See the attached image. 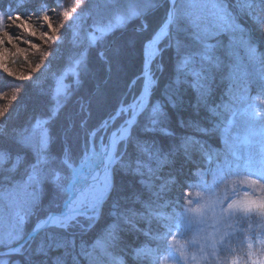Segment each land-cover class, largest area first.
Masks as SVG:
<instances>
[{
  "label": "snow or ice",
  "instance_id": "obj_1",
  "mask_svg": "<svg viewBox=\"0 0 264 264\" xmlns=\"http://www.w3.org/2000/svg\"><path fill=\"white\" fill-rule=\"evenodd\" d=\"M105 3L111 13L107 18L101 16L96 8L85 7L84 0H75V7L62 12L63 19L71 21L67 30L71 33L73 46L78 47L85 40L87 43L64 72L53 76V103L49 117L36 120L28 135L24 134L28 132L25 129L17 132L13 138L22 147L33 149L35 159L29 166L25 180L0 192V199L8 198L17 209L6 240L0 242L7 248V251L0 253V264H8L5 257L22 252L24 245L19 241L24 238L25 224L39 210L40 190L45 181L50 180L54 183L58 192L63 193L66 198L63 210L59 213H49L39 219L33 232L52 227L67 230L80 225L81 218L87 221V224L80 226L89 231L101 220L104 206L115 190L113 173L116 170L131 171L143 177L145 168L148 179H141L140 183L147 190L149 200L142 202L146 212L139 215L149 224L155 220L165 231L155 235L150 231H144V235L154 241H167L173 230L179 236L189 232L191 236L180 240L177 239V235H171V243L164 248L159 244L155 248L147 244L134 248L133 258L139 264H264V129L254 133L261 136L255 154L249 152L242 158L238 151L233 150L231 151L233 161L225 159L223 163L217 162L215 167L209 166L203 170L200 169L198 162H193L197 164V171L194 174L196 179L194 182H186L184 191L175 202L165 199V195L178 183L177 178L170 177L158 186L154 180L158 178L159 168L171 163L169 156L175 155V150L161 157L160 149L150 150L146 147V142L134 135L138 131L137 118L146 110L149 115L148 124L143 128L144 132L172 135L166 128L160 127L167 117L164 105L157 101L149 108V98L156 85L151 64L164 50L158 45L167 40L165 48L175 47L177 53L175 83L177 85L189 83L197 93L195 107L197 109L201 106L207 107L211 95V72L221 65V60L216 55L221 35H229L230 43L238 40L249 60L264 64V51H261V45L253 42L251 36L247 35L248 29L240 20L241 15L246 16L257 31L264 33L262 14L264 0H237L234 7L228 0H184L183 4H179L178 0H170L171 6L163 23L144 44L145 69L142 73L141 93L134 97L130 104H121L98 128L89 133L91 148L85 151L78 167L73 165L67 153L64 155L61 163L70 169L71 173L67 177H62L53 167L55 161L47 154L51 139L47 125L56 118L71 95L70 85L65 83V79L71 75L74 82L79 84L80 70L86 68L88 48L95 47L97 42L104 41L109 34L123 29L129 22L158 6V0H129L126 6L121 5L120 0H105ZM61 7L60 0H51V3L49 0H39L34 8L21 3L15 11L7 6L0 7V25L7 18L14 27L32 37L31 40L25 41L22 36H14L8 31L0 33V71L14 79L31 80V75L25 76L23 72L13 71L10 64L15 63V58L20 56L27 62L28 48L40 51L41 45L34 42L36 39L45 45H57L55 54L41 53L42 63L49 57L59 54L60 46L66 39L59 33L65 25L61 23L59 27L54 26L50 12ZM20 8H24L25 11L21 13ZM33 15L42 20L41 26L46 27V31H40L36 25L30 23ZM89 17H94L93 23L82 37L84 22ZM143 28L146 30L147 24H144ZM182 32L185 33L186 40L179 38ZM212 40L216 43L210 42ZM188 41L194 47H191ZM21 44H26L28 48L21 47ZM7 45H11L15 51ZM100 55L103 56V53ZM42 63L36 64L34 70L38 71ZM157 67L163 70V65ZM261 79L264 80V75ZM229 95L228 102L208 108L213 116L222 118L215 127L225 138L229 135L237 115L233 109V102L236 100L247 105L244 115L250 121H264V104L257 103L259 95H264V88L257 96H252L248 88H245L239 97L232 95L231 90ZM15 99L14 94L12 100ZM167 100L175 107V101L170 95ZM5 112L6 108L0 107V117H3ZM224 113H231L232 119L223 118ZM121 117H124L122 122L113 128ZM6 124L7 121L4 126H0V134L5 133ZM198 131L207 133L209 130L198 128ZM98 133L101 135L97 148L95 140ZM133 139L141 152L148 153L149 158L156 160V168L142 164L139 160L126 159L127 153L121 146L126 147ZM190 143L199 145V151L209 165L218 160L220 152L206 148L199 140L188 137L181 147L185 149V155L189 160L191 157L188 156L187 150ZM227 143L225 139V144ZM245 143L251 141L246 139ZM12 159L11 151L0 146V170H4V165ZM241 159L244 160L242 165L239 163ZM20 162L21 157L17 155L7 171H15ZM209 175L212 177L211 182L206 178ZM161 200L163 203H160ZM175 205H180L181 210L176 211ZM169 207H172L173 211L165 212L164 209ZM133 215L137 213L133 212ZM118 216L122 217L125 223H131L123 213ZM119 232V225L113 222L105 227L103 234L95 240L89 251H84L82 246V253L89 257L90 264H125L123 256L113 252L119 245ZM13 244L16 246L13 247ZM40 250H43V245L38 249Z\"/></svg>",
  "mask_w": 264,
  "mask_h": 264
},
{
  "label": "trees",
  "instance_id": "obj_2",
  "mask_svg": "<svg viewBox=\"0 0 264 264\" xmlns=\"http://www.w3.org/2000/svg\"><path fill=\"white\" fill-rule=\"evenodd\" d=\"M32 1L35 2L30 6L29 4ZM38 2L39 0H0V7L7 6L15 11L21 3L26 4L29 8H34ZM64 2L67 5L66 9L68 11L76 6L75 0H64ZM128 2L129 0H120V4L124 6ZM228 2L234 7L237 0H228ZM178 3L183 4L184 0H178ZM84 4L85 7L91 6L96 8L99 14L105 18L111 15L110 10L106 7L105 0H91V3H89V0H84ZM168 7L169 4L166 0H158V6L156 8L149 9L142 17L129 22L123 29H118L109 34L105 37L104 41L97 42L95 47L88 48L86 68L80 70L79 84L74 82V78L71 75L67 76L66 83L70 85L71 95L60 109L56 118L51 120L47 125L51 138L47 148V154L55 161L53 167L62 177L70 175L68 168L61 163L65 155V148H67L71 162L77 164L83 155L84 147L88 144L89 133L98 128L103 120L113 114L119 107L121 101L127 104L132 97L138 94L141 85L139 76L143 72L142 48L140 44L147 40L163 23ZM20 11L23 13L25 9L20 8ZM50 15L53 16L52 12H50ZM93 18L89 17L84 22L81 31L82 37L93 23ZM32 19H37V17L33 15L31 17ZM240 20L248 29L247 35L251 36L253 42L260 44L261 51H264V33L257 31L246 16L241 15ZM70 22L64 21L63 24L65 27L60 30L59 34L62 37H66L65 43L60 46L59 54L51 57L52 67L57 76L70 66L71 61L77 57L87 43L85 40L80 46H73L71 43V33L67 30ZM144 24H147L146 30L143 28ZM237 37H239V34H237ZM179 38L186 40L185 33H180ZM219 40L221 43L216 50V55L219 56L221 65L219 68H214L211 72V95L208 99L207 107L201 106L199 109L195 107L197 104V93L189 83H181L180 85L175 83L177 76L175 67L177 53L174 46L164 48L163 52L158 56L159 58L151 67L157 84L152 89L153 92L149 100V108L157 101L164 105V111L167 113V117L160 127L166 128L172 135L143 131L144 126L148 124V110L139 116L137 121L138 131L134 135L136 138H145L143 141L146 142V147L150 150L155 151L156 149H160L161 157L175 150V155L169 156L171 163L164 164L160 167L157 173L158 178L154 179L158 181L160 179L167 180L175 176L178 183L173 186L175 188L177 187L179 191H184L186 182H194L196 179L194 174L197 171V164L193 162H198L200 169L203 170L209 166L215 167L217 162L223 163L225 159L233 161L231 155V151L233 150L238 151L243 158L249 152L255 154L259 148L258 142L261 140V136L258 134L254 135V133H259L264 129V121H250L244 115L247 107L244 102L239 100L233 102V109L237 112V115L227 138L215 127L221 122L222 118L213 116L208 110L209 107H215L228 102L230 99L229 90H231L232 95L239 97L243 94L244 89L248 88L252 96H257L260 90L264 88V80L261 79V76L264 75V64L249 60L244 47L238 40L235 43H230L229 35H221ZM210 42L216 43L215 40ZM188 43L191 47H194L190 41ZM114 49H118L117 56L113 54ZM53 50L55 54L57 47ZM101 52L103 56L100 55ZM15 61L17 63L16 59ZM158 65H163L162 71L158 69ZM99 69L101 71H98ZM47 81L49 82L42 84L28 82V86H26L28 91L27 100L20 99L18 102L13 101V103H10V100H4L3 102L1 100L0 102V107L6 108L5 115L0 117V121H2L0 125L4 126L5 121H7L5 133L0 134V146L9 149L13 157L8 164L4 165V170H0V189H5V187H10L17 182L25 180L29 166L34 162L35 153L33 149L22 147L13 138L17 132L25 129L28 132L24 134L28 135L36 120L47 119L49 117L53 103L52 89L54 88V81H51V79ZM3 92L0 89V93ZM169 95L175 101V107H172L168 103L167 97ZM257 103L264 104V95H259ZM223 118L232 119L231 113H224ZM198 128H205L209 131L207 133L201 132L198 131ZM188 137L199 140L206 148L215 149L220 152L218 160L210 165L200 162L205 161L201 152L198 150L199 145L194 143L188 145V156L191 157L189 160L185 155V149L181 147ZM225 139L228 141L227 145L225 144ZM246 139L251 141V143H245ZM121 147L127 153L126 159L132 161L139 160L140 163L152 168L157 167L156 160L149 158L148 153L141 152L137 148L134 139L126 147L123 145ZM17 155L21 157L19 166L15 171H7ZM243 162V159L239 161L241 165ZM144 171L145 175L143 177L131 171L123 172L116 170L114 172L115 190L104 206L101 220L93 229L87 232H79L76 229H71L69 231L71 236L69 237L74 238V249L71 247L72 252L68 256L61 258L59 262L64 264H82L80 260L83 259V264H86V257H83L82 250H79L80 245L83 244L84 251H88L87 245H91L95 238L103 234L106 226L103 225L101 227L102 224L105 223L107 225L109 222H121L122 218L118 214L122 212L130 213L134 212L133 210H143L140 205L143 200H146V197H142L141 199L143 187L139 182L141 179H148L147 168ZM241 175H243L242 170ZM206 178L209 182L212 181L210 175ZM45 188L46 191L41 186L40 190V206L36 212L39 218H43L49 213L60 211L66 198L63 193L58 192L55 184L50 180L46 181ZM172 194L173 190L169 191L166 197L172 199ZM175 201L176 198H173V202ZM179 206L175 205L176 211ZM2 209L3 207L0 206V210ZM172 211L173 209H169L168 213ZM34 221L32 223L27 222V228L29 224L33 225L35 223ZM145 223L146 221L143 223H133L135 225L134 230H130L131 227L128 228L127 232H130L131 235L125 233L127 236L119 243L120 248L127 249L128 245L132 246L138 242L143 244L146 240H144L142 231H138L137 229L143 230ZM155 226L153 222L148 225L151 233L155 232ZM54 231L66 232L53 229L52 231H43L30 244L31 247L41 236H45L46 238L50 236L54 237ZM26 232H24V236L27 234ZM149 243L153 244V242ZM48 246L46 245L45 248ZM35 250L36 248L31 249L24 256H17L16 258L14 256H8L5 259L8 258L10 264L56 263L50 260L53 258L54 261L57 256L53 255L49 259L38 253H34ZM118 253L121 256L124 255L128 263L139 264L138 261L130 258L131 252L129 254L125 252ZM77 255L80 256V260H74Z\"/></svg>",
  "mask_w": 264,
  "mask_h": 264
},
{
  "label": "rangeland",
  "instance_id": "obj_3",
  "mask_svg": "<svg viewBox=\"0 0 264 264\" xmlns=\"http://www.w3.org/2000/svg\"><path fill=\"white\" fill-rule=\"evenodd\" d=\"M34 2L35 1H32L29 5L31 6ZM50 3H51V0H50ZM60 3L62 4L61 8H55L53 11H51L52 14H53V16L51 15L52 23L56 27H59L61 23H64L65 20L62 17V12L67 10L66 9L67 5L65 4L64 0H60ZM74 15L75 14H73V16ZM30 23L36 25L37 28L40 31H46L47 30L46 27H42L41 26L43 24L42 20L32 19V20H30ZM2 29H5L3 31H8L9 33L13 34L14 36H17V35L22 36L25 41L32 39V37L28 36L26 33H23L18 28L14 27L11 24L10 21L5 23L3 25V27H2ZM0 33H2V31H0ZM34 42L41 45L40 51H36L35 49L28 48V46L26 44H21L20 45L21 47L28 48V52H27L28 60H27V62L23 59L22 56H20V57H16L15 58L17 60V63H11L10 64V67L13 69V71H15V72H23L25 74V76L31 75L32 79L31 80H28V79H24V80L14 79L13 77L8 76L7 74H5L2 71H0V89H1V91H4L2 93V95L0 96V102H1V100H2V102L4 100H10L11 101L10 103H13V101L14 102H18V100H20V99L27 100L28 99V96H27V94H28L27 92L28 91H27V87L26 86H28L27 85L28 82H32V84L33 83L34 84H37V83L42 84V83L49 82L47 80H50V79H51V81H54L53 80V76L57 75V74H56V72H54L53 67H52V61H51L52 58L49 57L48 60L43 61V63H42L41 53L42 52H50V53L53 52V54H54V50L53 49L56 48L57 45H55V44L45 45L41 41H39V39H36ZM145 43H146V40L143 41L140 44V46L142 48V52H141L142 66H143L144 59H145V57H144V44ZM7 46L11 48V45H7ZM125 49H124V52H125ZM11 50L15 51L14 48H11ZM113 52L112 53L115 54L116 56L118 55V49H114ZM41 63H42V67L38 71L34 70L35 69V65L36 64H41ZM118 65H120V64H118ZM24 69H27V70L24 71ZM118 70H119V68H118ZM98 71H101V70L99 69ZM37 77H39L38 80H37ZM66 79H65V83H66ZM66 84H68V83H66ZM14 94L16 96V99L12 100V96ZM0 122H2V121H0ZM116 124H117V122H116ZM99 137L97 138L98 140L96 139L97 141L95 140V144H96L97 148L99 147V144H100V142H98L99 139H100ZM138 139L141 140V141L145 140V138H143V137H140ZM86 150H89V147H87ZM154 180H155V184L157 186L164 182L162 180L161 181H158L156 179H154ZM45 184H46V181H45V183L42 186L44 187V190L46 191ZM141 186L143 187V191L141 192V194H142L141 199H142V197H146V200L142 201V202H144V201L149 200V194H148L147 190L144 189L145 188L144 185L141 184ZM10 187H12V186H10ZM10 187H5V189H8ZM5 189H0V192H3ZM176 189H177V187L175 188V186H172L173 197H176V193H175L177 191ZM48 194H49V191H48ZM168 194H169V192L166 195H168ZM166 195H165V197H166ZM178 197H180V194L178 195ZM161 201H160V203H163ZM142 202H141V205H140L141 208L143 209L142 211L133 210L135 213H137V215H133V212H130V213H123L122 212L124 214V216H126L131 221V223H125L124 219L122 217H120V218H122V220H121V222L117 223L119 225V229H120V232H119L120 241H119V243L123 240L122 238H125V236H127V235H125V233L128 234V235H131L130 232H127V230H128L129 227H131L130 230H132V229L134 230V227H133L134 224L133 223H138V222H142L143 223V222L146 221L144 229L142 230L143 236H146V235H144V231H149V229H148L149 223L147 222L146 219L141 218V215H139L141 213H145L146 212V210L143 207V203ZM0 206L3 207V209L0 210V242H3L7 238V233H8L9 227H10V225L12 223L14 213L16 212L17 209H16V207L14 205H12L10 203V200L8 198L0 199ZM39 219L40 218L35 213V214H33L30 217L28 222L32 223V221L35 220L34 224H36ZM111 223H113V222H109L108 224H111ZM26 225H27V223L25 224V226ZM33 225L29 224L28 228H27V226L26 227L24 226V232L28 231L29 228H31ZM103 225L107 226L104 223V224H102L101 227H103ZM54 232H55V236L54 237L50 236L49 238H46L45 236H41V238H38L32 244L33 246L30 248V250L33 249V248H36L34 253H38L41 256H44L46 258L48 257L49 259H50L51 256L55 255V256H57L55 258V260L53 261V258H51L50 261L56 262L55 264H64V263L59 262V261L61 260V258L65 257V256H68L72 252L71 251V247H73V249H74V246H75L74 238L73 237H69V236H71L69 234V232H64V233L56 232V231H54ZM171 235H177L175 230H173L172 234H170L168 236L170 239H171ZM100 236H98V238ZM190 236H191V233L189 232V233H186L184 236L177 235V239H180V240L188 239V238H190ZM98 238H95L92 241V244ZM170 243H171V240L169 241L168 244H170ZM81 244H82V242H81ZM41 245H43V250L38 251V249L41 248ZM46 245H49V246L47 248H45ZM91 245H87L88 251L90 250ZM82 246H83V249H84V245L82 244V245H80L79 250H82ZM5 248L6 247L3 245V243H0V249H5ZM30 250L28 252H30ZM117 250H120L119 245H118L117 248L113 249V252L116 255L118 254ZM166 254L167 253H165V255ZM14 257L16 258L17 256H14ZM83 257H86L85 263L86 264H90L89 257H87L86 255H84ZM6 259L8 260V258H6ZM76 259L80 260V256L77 255L74 260H76ZM80 261L82 262V264L84 263L83 259L80 260ZM9 262L10 261L8 260V264H10ZM15 262H17V261H15ZM12 264H18V263H12Z\"/></svg>",
  "mask_w": 264,
  "mask_h": 264
},
{
  "label": "bare ground",
  "instance_id": "obj_4",
  "mask_svg": "<svg viewBox=\"0 0 264 264\" xmlns=\"http://www.w3.org/2000/svg\"><path fill=\"white\" fill-rule=\"evenodd\" d=\"M158 47H159V45H158ZM142 89H143V88H142ZM142 89H141V91H142ZM141 91H140V92H141ZM121 238H122V237H121ZM122 239L124 240V238H122ZM123 240H122V241H123Z\"/></svg>",
  "mask_w": 264,
  "mask_h": 264
},
{
  "label": "water",
  "instance_id": "obj_5",
  "mask_svg": "<svg viewBox=\"0 0 264 264\" xmlns=\"http://www.w3.org/2000/svg\"><path fill=\"white\" fill-rule=\"evenodd\" d=\"M168 2H169V4H170V0H167ZM170 6H171V4H170ZM3 253V252H2Z\"/></svg>",
  "mask_w": 264,
  "mask_h": 264
}]
</instances>
